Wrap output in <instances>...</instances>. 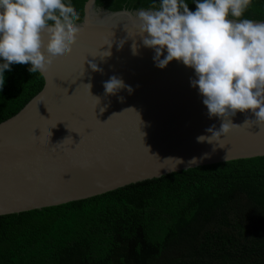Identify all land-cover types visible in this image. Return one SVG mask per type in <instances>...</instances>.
<instances>
[{
  "label": "water",
  "instance_id": "water-1",
  "mask_svg": "<svg viewBox=\"0 0 264 264\" xmlns=\"http://www.w3.org/2000/svg\"><path fill=\"white\" fill-rule=\"evenodd\" d=\"M95 2H85L71 54L54 61L42 75V89L0 122V216L197 166L264 156V127L242 125L252 118L248 113L232 118L240 126L222 138V148L197 142V136L210 135V126L219 129L221 120L209 119L190 86L194 70L175 60L159 69L153 51L143 46L133 54V41L141 44L137 10L109 11ZM106 44H112L111 55L101 59L96 55ZM88 61L102 71H92ZM112 75L134 91L105 96L103 83Z\"/></svg>",
  "mask_w": 264,
  "mask_h": 264
},
{
  "label": "trees",
  "instance_id": "trees-1",
  "mask_svg": "<svg viewBox=\"0 0 264 264\" xmlns=\"http://www.w3.org/2000/svg\"><path fill=\"white\" fill-rule=\"evenodd\" d=\"M87 0H70L80 22ZM195 10L193 0H187ZM109 11L157 0H96ZM264 21V0L241 19ZM5 70L0 122L43 87ZM0 264H264V156L197 166L87 199L0 216Z\"/></svg>",
  "mask_w": 264,
  "mask_h": 264
},
{
  "label": "clouds",
  "instance_id": "clouds-1",
  "mask_svg": "<svg viewBox=\"0 0 264 264\" xmlns=\"http://www.w3.org/2000/svg\"><path fill=\"white\" fill-rule=\"evenodd\" d=\"M157 2L158 7L137 10L141 44L134 40L132 51L137 54L140 46L151 49L159 69L175 60L194 70L190 86L198 90L209 119L221 120L219 129L210 126L206 129L210 135L197 136V142L222 148V138L240 126L232 120L238 112L252 117L246 116L242 125L264 127V22L241 19L252 0H193L195 10L187 0ZM79 20L70 0H0V90L5 70L13 64H26L29 73L47 75L54 61L69 56L80 34ZM106 45L108 49L96 56L111 55L112 44ZM88 64L92 71H102L97 64ZM103 88L105 96L121 89L134 91L116 75Z\"/></svg>",
  "mask_w": 264,
  "mask_h": 264
}]
</instances>
